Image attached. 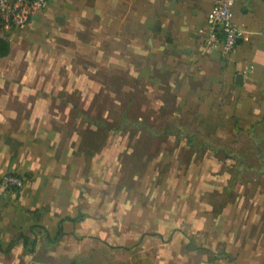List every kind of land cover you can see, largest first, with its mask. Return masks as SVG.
I'll list each match as a JSON object with an SVG mask.
<instances>
[{
  "label": "crops",
  "instance_id": "crops-1",
  "mask_svg": "<svg viewBox=\"0 0 264 264\" xmlns=\"http://www.w3.org/2000/svg\"><path fill=\"white\" fill-rule=\"evenodd\" d=\"M213 3L49 0L0 30V179H23L0 192V264H264V0H236L228 55L205 46ZM104 94L173 110L165 165L127 182V128L87 145Z\"/></svg>",
  "mask_w": 264,
  "mask_h": 264
},
{
  "label": "rangeland",
  "instance_id": "rangeland-1",
  "mask_svg": "<svg viewBox=\"0 0 264 264\" xmlns=\"http://www.w3.org/2000/svg\"><path fill=\"white\" fill-rule=\"evenodd\" d=\"M112 81L117 82L115 81V79ZM116 96L117 95L111 96L108 94L100 95V100H102L103 102H100V103L97 102V105L100 107L98 112H101L102 110L101 107L103 105V106H108L109 110L108 111L106 110L105 113L106 115L110 114V117L114 116L116 118H121L125 112L127 113L129 117V120L127 122L128 125L127 127H125L127 128L125 129L127 130V133H126L127 134V137H126L127 151L123 159H121L120 169H126L125 175L127 178V182H131L132 181L131 173H133L135 169H139V170L145 169L146 165H148L150 162H153V161L154 163H157V161H160L159 163L163 162V165H165L166 157H164V155H162L159 152L161 144L162 142H164V139L169 135L168 132H170L171 130H176L177 138L173 142H175L174 143L175 145H182L183 144V142L181 141L182 135L177 132L178 129L179 130L182 129V124H178V125H170V124L168 125L167 124V121L172 120L173 118L172 109H168V110L163 109L157 113L156 111H152L151 109L137 108L140 105L142 107L143 104L147 106V101L144 99H142L143 101H141V103H140V99L137 100V102L133 103L131 96L128 95L125 97L124 101L120 103V100L117 99ZM170 104L173 105L174 103L171 102ZM118 105H121V107L123 108L118 107ZM131 117L132 119L130 120ZM135 117L143 119V121L146 120L148 123L147 126H142L140 127V129L137 127L135 128V126L131 124V121H133ZM109 119L110 118H107V121H111ZM151 125H154V129H155L154 131L152 130L153 128L151 127ZM94 134H96L97 136L98 134H100L97 137L99 141L103 140V138L105 137L104 129L99 131V133H94ZM86 135L90 136L91 134L89 132ZM201 140L207 144L208 143H210L211 145L216 144L204 135L201 137ZM91 142L94 144L93 141ZM199 142H200V139H198V143ZM227 145H230V144L227 143ZM193 146L194 145H192V148H187L185 151H183V149L180 151L181 153H180V158H179L180 163L178 162L179 164H182V162L186 163V161L190 160L191 158L190 156L193 154V148H194ZM196 151L199 154L201 153L199 152V150H196ZM158 157H160L161 160L156 159ZM227 161L230 164L232 163L231 159H227L226 162ZM109 162L103 164L102 161L99 160L97 164L98 165L103 164V166L105 164H109L110 169H119V166H118L119 161L112 160V162L111 161ZM224 165L226 166V164ZM228 167L229 166H227L226 168ZM163 169H165V167ZM248 176H253V174L249 173Z\"/></svg>",
  "mask_w": 264,
  "mask_h": 264
},
{
  "label": "built area",
  "instance_id": "built-area-1",
  "mask_svg": "<svg viewBox=\"0 0 264 264\" xmlns=\"http://www.w3.org/2000/svg\"><path fill=\"white\" fill-rule=\"evenodd\" d=\"M49 0H0V30L20 26ZM236 0H214L208 14L205 46L221 50L228 55L244 35V30L235 20ZM23 179L16 173H7L0 179V192L19 186Z\"/></svg>",
  "mask_w": 264,
  "mask_h": 264
},
{
  "label": "trees",
  "instance_id": "trees-1",
  "mask_svg": "<svg viewBox=\"0 0 264 264\" xmlns=\"http://www.w3.org/2000/svg\"><path fill=\"white\" fill-rule=\"evenodd\" d=\"M8 51H9V44H8L7 40L4 38H0V54H4ZM113 118H114V120H111V121H107L106 118H103L100 115H97V117L91 118V120L98 125V131H90V134L92 136L91 135L88 136V140H90V141H88L86 139L87 145H91L94 148H98L101 145V143L103 141L102 140L99 141V139L97 138L100 134H98V136H97L94 133H99V131H101L102 129H104L105 133H108L109 130L119 131L120 129L127 127V122L129 120V117H128L126 112L122 115L121 118H116L114 116H113ZM145 124H146L145 121H142V122H140V121L135 122L134 121L133 126H135V128L137 127L140 129V127H142V126H147ZM91 141H93L94 144ZM221 149L224 152L228 153L227 151L224 150L223 146L220 147V150Z\"/></svg>",
  "mask_w": 264,
  "mask_h": 264
},
{
  "label": "water",
  "instance_id": "water-1",
  "mask_svg": "<svg viewBox=\"0 0 264 264\" xmlns=\"http://www.w3.org/2000/svg\"><path fill=\"white\" fill-rule=\"evenodd\" d=\"M242 79H243L242 73H238L236 77L237 82H242Z\"/></svg>",
  "mask_w": 264,
  "mask_h": 264
}]
</instances>
